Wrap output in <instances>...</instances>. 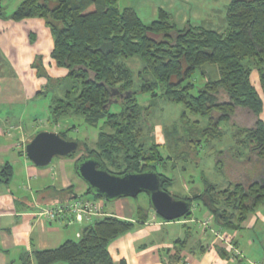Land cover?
Here are the masks:
<instances>
[{
	"label": "trees",
	"instance_id": "obj_1",
	"mask_svg": "<svg viewBox=\"0 0 264 264\" xmlns=\"http://www.w3.org/2000/svg\"><path fill=\"white\" fill-rule=\"evenodd\" d=\"M226 11L225 27L220 30L192 23L180 28L162 8L157 19L145 23L135 8L121 7L119 0H23L10 15L0 0V18L44 19L54 36L52 57L58 66L68 69L67 76L53 87L41 57L35 61L39 74L48 79L45 90L38 94L54 92L51 121L81 115L90 125L102 123L96 147L83 142L84 153L76 163L95 157L118 175L156 170L164 190L191 203V209L178 219L192 218L196 203L209 212L212 227L220 232L239 228L250 212L264 206V0H231ZM135 57L142 63L137 72L128 64ZM208 64L213 70L202 73L205 82L197 89L198 70ZM254 71L259 74L262 92L252 80ZM60 87L63 94H59ZM140 94H148L154 101L160 97L183 104L174 129H164L169 145L184 139L198 148L230 137L232 142L215 152L214 166L225 177L224 184L209 181L203 173V191L184 196L170 191L176 179L158 171V166L167 168L172 156L165 157L164 145L153 137L150 119L155 103L142 105ZM114 104L118 110L111 109ZM191 116L202 118L205 125ZM147 122L149 133L145 135ZM68 131L58 132L68 139ZM77 141L78 150L65 157L76 158L82 142ZM12 176L9 162L0 167L1 181L9 182ZM74 188L70 185L61 192ZM85 194L100 198L90 187ZM148 210L137 208L138 222L113 214L97 218L83 228L79 239L35 249L32 255L22 256V264H114L111 241L137 223H145ZM177 241L186 243L187 239ZM219 251L232 254L228 248ZM180 261L176 253L170 264ZM238 264L246 263L240 259Z\"/></svg>",
	"mask_w": 264,
	"mask_h": 264
},
{
	"label": "crops",
	"instance_id": "obj_2",
	"mask_svg": "<svg viewBox=\"0 0 264 264\" xmlns=\"http://www.w3.org/2000/svg\"><path fill=\"white\" fill-rule=\"evenodd\" d=\"M230 1L146 0L145 4H153L150 5L153 20L162 8L171 13L180 28L192 23L220 29L225 27L226 7ZM219 20L223 22L222 27ZM53 48L54 36L44 19L0 18V167L7 162L13 167L10 181L0 180V264H22V256L32 255L35 249L55 248L68 239L77 240L83 228L97 219L82 223L47 221L38 214L41 206L70 199L74 194L94 199L85 194L89 186L77 173L75 158L61 156L58 162L41 167L25 153V145L39 131H59L35 125L40 120L36 116L39 107L42 105L50 112L54 98L52 91L38 94L45 90L48 79L40 75L35 66L37 57H41L42 65L54 80L53 87L68 73V69L58 66L52 57ZM211 69L208 71L212 72ZM252 80L261 90L257 71L253 72ZM64 91L60 87L59 94ZM26 118L30 123H25ZM261 118L264 120V108ZM70 185H75L73 192H61ZM101 204L107 215L138 222L139 206L130 197L113 200L110 208ZM141 206L149 209L148 220L137 223L133 230L109 245L114 264H170L171 256L176 253L181 256L176 264H238L240 259L246 264H264V206L250 212L239 228L223 230L240 250L241 255L237 256L232 252L229 256L221 254L219 248H226L224 244L210 228L200 224L203 218L209 217L213 228V217L201 205L198 204L196 210L198 216L194 212L190 219L171 221L158 218L150 204ZM185 238L186 243L177 241Z\"/></svg>",
	"mask_w": 264,
	"mask_h": 264
},
{
	"label": "rangeland",
	"instance_id": "obj_3",
	"mask_svg": "<svg viewBox=\"0 0 264 264\" xmlns=\"http://www.w3.org/2000/svg\"><path fill=\"white\" fill-rule=\"evenodd\" d=\"M23 0H3V4L5 6V9L7 12L13 11ZM146 0H119V5L121 7L124 6H131L135 8L139 15L143 17V19L146 21V23H149L153 20L154 12L153 8L150 5H153L150 3L145 4ZM159 1V0H156ZM157 17V15L155 16ZM222 20H219L218 23L220 27L223 26ZM219 29V28H218ZM223 28H220L222 30ZM128 64L133 68L135 72H137L141 67L142 63L141 60L137 57L130 60ZM212 65L208 64L204 68L198 70L199 73L196 76L195 83L197 86V89L199 87H202L204 85L205 79L202 76V73L205 72V70L210 69ZM213 70V68L211 69ZM256 76V75H255ZM135 79H138L135 75ZM254 82L257 83V79L255 77ZM260 84V83H259ZM260 86V85H259ZM262 92V90H260ZM47 102V101H46ZM139 102L142 105H149L152 102L155 103L153 105V114L150 119V124L153 126V137L160 145H164L161 147V151L163 155L169 156L171 155L172 158L167 161L166 166H158V171L161 173L164 172L169 176H173L176 179V182L172 189L170 191L174 193L175 195H193L194 193H199L205 189V184L203 181V173L207 176V179L212 182L216 183H223L225 177L219 173L215 169V156H216V149L225 148L228 144H230L232 141L230 137L225 138L223 142H213L210 145H202L200 144V147L195 148V146L192 144L187 143V140L179 141L178 144H174L172 142V145H169L171 140L167 139L165 137L164 129L166 130H173L174 129V123L180 119V115L182 114V111L184 109V106L182 103H176L172 101L164 100L163 98L158 97L153 100V98L148 94H140L139 95ZM119 106L113 105L112 110H118ZM38 119V122H36V126H38L41 129H55V130H67L69 131L66 134V137L70 140H81V150L78 152L75 159L82 156L84 153V145H89V147L94 148L96 147V142L98 138V133L100 131V127L102 123H98V125H90L85 122V119L81 115H75L70 117H65L60 120L56 124V122L51 121L49 118L51 116L49 109H44V107L41 105L38 109V112L36 114ZM193 119H199L201 121L200 125H205V121L202 118L191 116ZM25 123H30V120L26 118ZM149 122H147L146 125H144V134L147 135L149 133ZM181 133H183L181 131ZM149 137V136H148ZM184 138V137H183ZM85 144H84V143ZM176 145V146H175ZM59 158H63L60 156H55L51 162V164H54L58 162ZM76 168V167H75ZM112 170L113 167H110ZM3 182V181H2ZM87 195V194H86ZM173 195V194H172ZM89 196H91L89 194ZM132 202L136 204L137 206L141 205H148L150 204V197L149 194L145 191L141 192L139 195L130 197ZM99 202L105 204L108 208L112 206L113 200L106 199L104 197L97 198ZM198 208V204H193V210L198 216L199 213L196 212ZM201 219V218H199ZM206 220V218H203L200 222V224L203 225V221ZM197 222V221H196ZM201 226V225H200ZM211 233H213L212 229H210ZM57 264H67V263H57Z\"/></svg>",
	"mask_w": 264,
	"mask_h": 264
},
{
	"label": "water",
	"instance_id": "obj_4",
	"mask_svg": "<svg viewBox=\"0 0 264 264\" xmlns=\"http://www.w3.org/2000/svg\"><path fill=\"white\" fill-rule=\"evenodd\" d=\"M78 148L77 140L66 139L57 131L41 130L27 142L25 153L35 165L43 167L49 165L55 156H67ZM76 171L96 195L106 199L134 197L143 191L147 192L151 211L165 220L181 218L191 209L189 201L176 198L162 188L156 170L118 175L105 169L97 158L88 157L76 163Z\"/></svg>",
	"mask_w": 264,
	"mask_h": 264
},
{
	"label": "built area",
	"instance_id": "obj_5",
	"mask_svg": "<svg viewBox=\"0 0 264 264\" xmlns=\"http://www.w3.org/2000/svg\"><path fill=\"white\" fill-rule=\"evenodd\" d=\"M154 212V211H152ZM156 215V212H154ZM39 215L47 221L73 220L79 223L91 222L94 218H101L106 214L103 205L96 199L76 197L58 201L54 204L41 206ZM204 227L212 229L214 235L224 246L231 250L234 256L241 255L233 240L229 239L224 233L211 228V218L203 221Z\"/></svg>",
	"mask_w": 264,
	"mask_h": 264
}]
</instances>
